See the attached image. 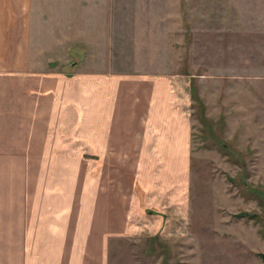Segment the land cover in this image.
<instances>
[{
  "label": "rangeland",
  "instance_id": "374dc122",
  "mask_svg": "<svg viewBox=\"0 0 264 264\" xmlns=\"http://www.w3.org/2000/svg\"><path fill=\"white\" fill-rule=\"evenodd\" d=\"M99 18L102 38L71 39L69 60L55 61L87 77L85 119L65 136L86 150L65 156L72 164L86 161L88 209L95 206L101 155L95 151V78L161 77L167 89L166 124L155 132L165 150L107 151L128 166L116 169L120 181H128L129 169L138 181L160 182L164 190L145 196L148 207L132 190L114 192L113 199L103 192V223L114 226L106 264H264V0H109ZM192 83L206 124L190 95ZM114 89L104 87V102L116 99ZM128 113L117 112L116 122ZM115 142L127 138L115 136ZM149 160L158 164L150 174L143 170ZM93 218L88 213V223Z\"/></svg>",
  "mask_w": 264,
  "mask_h": 264
},
{
  "label": "crops",
  "instance_id": "0c3cea01",
  "mask_svg": "<svg viewBox=\"0 0 264 264\" xmlns=\"http://www.w3.org/2000/svg\"><path fill=\"white\" fill-rule=\"evenodd\" d=\"M108 3L0 0V264H106V237L114 226L103 223V192L113 199L114 192L123 196L132 190L146 207L145 196L164 190L160 182L138 181L129 169L128 181H120L121 164L107 153L165 150L155 140L167 115L161 77L95 78V151L101 155L94 167V208H87L86 161L79 158L72 167L66 158L86 150V144L72 145L65 136L85 119L87 77L71 73L65 60L55 61L69 60L71 39L103 37L99 16ZM91 25L94 36L88 35ZM104 87L116 88L115 100L103 101ZM116 111L131 115L116 122ZM123 135L127 142L116 143L115 136ZM150 163L144 173L156 170L157 162ZM111 208L108 216L114 214ZM88 213L94 216L89 223Z\"/></svg>",
  "mask_w": 264,
  "mask_h": 264
},
{
  "label": "trees",
  "instance_id": "16d2710c",
  "mask_svg": "<svg viewBox=\"0 0 264 264\" xmlns=\"http://www.w3.org/2000/svg\"><path fill=\"white\" fill-rule=\"evenodd\" d=\"M190 95H191V97L194 99V101L198 104V107L201 109L200 110V118H201V120L203 121V123H205L206 124V122H207V119H206V117H205V115H204V113H203V107H202V105H201V98H200V96L198 95V93H197V91H196V87H195V85L192 83L191 85H190ZM260 254V256L264 259V253H259Z\"/></svg>",
  "mask_w": 264,
  "mask_h": 264
}]
</instances>
